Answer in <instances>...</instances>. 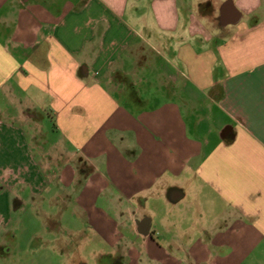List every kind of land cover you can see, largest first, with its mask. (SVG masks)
<instances>
[{"label": "crops", "instance_id": "1", "mask_svg": "<svg viewBox=\"0 0 264 264\" xmlns=\"http://www.w3.org/2000/svg\"><path fill=\"white\" fill-rule=\"evenodd\" d=\"M24 193L60 264H264V0H0L1 233Z\"/></svg>", "mask_w": 264, "mask_h": 264}, {"label": "rangeland", "instance_id": "2", "mask_svg": "<svg viewBox=\"0 0 264 264\" xmlns=\"http://www.w3.org/2000/svg\"><path fill=\"white\" fill-rule=\"evenodd\" d=\"M152 85L153 83L139 84V91L144 100H149V98L153 97L156 93H159V90L150 88ZM145 107L149 109L153 107V105L148 101ZM19 187L22 188L21 186ZM22 196L25 200L22 207L13 215L8 226L4 228V231L2 233L0 232V246L8 244V247L6 246L3 250L0 249V264H60L58 253H55L49 245L46 247L42 244L43 239H35L32 241V251H30V253H27V250H22L20 247L21 244L26 243L29 232L31 233V231L39 230L40 227L39 219L33 216L34 212L32 209H36V207L34 208L32 206L31 201L28 199V195L24 193ZM151 206L153 207V204ZM159 207L160 206L156 205L155 209H159ZM34 211L36 212V210ZM168 217H170V220L176 219V221H180V216L176 212L168 214ZM42 219H44V216H42L41 220ZM45 220L49 223V216L45 217ZM175 236L181 237L182 235L181 233H175ZM42 245H44V249L43 247L41 248ZM8 248H11L9 255L6 252ZM88 259L89 264H94V259L90 256H88Z\"/></svg>", "mask_w": 264, "mask_h": 264}]
</instances>
